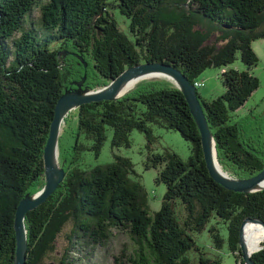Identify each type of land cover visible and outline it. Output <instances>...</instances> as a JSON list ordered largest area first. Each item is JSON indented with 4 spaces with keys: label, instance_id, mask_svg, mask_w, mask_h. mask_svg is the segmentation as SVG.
Here are the masks:
<instances>
[{
    "label": "trees",
    "instance_id": "1",
    "mask_svg": "<svg viewBox=\"0 0 264 264\" xmlns=\"http://www.w3.org/2000/svg\"><path fill=\"white\" fill-rule=\"evenodd\" d=\"M109 4L129 19L127 31ZM258 39H264V0H0V264L14 263L19 202L46 183L44 148L57 101L84 76L83 88L96 90L135 65H173L196 86L223 169L241 179L258 174L264 145L233 120L260 86L253 73ZM239 53L244 70L232 67ZM210 67L222 69L225 91L206 100L198 77ZM76 116L70 154L61 160L63 181L26 214V264L54 258L74 264L68 260L77 245L108 244L113 229L128 232L135 248L112 264H222L196 240L208 228L221 249V223L244 264L240 227L247 218L264 221V189L234 191L210 175L200 131L178 87L140 83L118 99L82 104ZM152 125L176 130L191 143L187 160L170 148L149 155L145 168L161 166L156 181L166 185L154 214L130 158L115 154L111 162L81 167L87 151L101 152L109 127L114 149L129 147L134 130L151 145L157 139ZM69 223L68 246L58 257L57 239ZM262 246L252 254L257 264H264Z\"/></svg>",
    "mask_w": 264,
    "mask_h": 264
},
{
    "label": "rangeland",
    "instance_id": "2",
    "mask_svg": "<svg viewBox=\"0 0 264 264\" xmlns=\"http://www.w3.org/2000/svg\"><path fill=\"white\" fill-rule=\"evenodd\" d=\"M108 6L110 13L118 21L121 28L124 31H127L129 19L122 15L117 7H113L112 4H109ZM252 46L259 57V62L257 66L254 67L253 73L260 79V86L252 93L245 104L233 113V120L241 122L242 125L246 127L248 134L254 138L257 144L264 145V39L255 40ZM232 67L239 70H244L246 68L240 58V53L238 54V58L233 63ZM162 74L164 76L158 75L159 77L154 76L152 78L142 79L131 89L127 90V92L120 91L117 94V97H122L135 89V87L140 83L148 81H162L177 87V82L173 76L169 77L165 73ZM198 82H200L198 92L206 100H211L225 91V87L222 82L221 68H207L198 77ZM76 115L77 108L69 112L66 116V118H68V122L66 121L62 124L63 126L61 127L60 132V136L62 135L61 146L59 142V165H61V160L64 158V155L69 156L70 154V146L74 142L73 136L78 123ZM152 127L154 135L157 139L151 145H149L144 133L134 130L131 134V145L129 147L122 146L114 149L111 147L113 129L109 127L106 131L107 138L101 152L97 155L94 150L87 151L84 155L85 159H82L81 167L90 169L98 164L111 162L114 160L115 154L130 158L134 163L138 179L145 186L149 194L150 212L154 214V212L161 207L163 196L166 192V185L162 182L157 183L156 181V178L162 168L161 166L156 168L151 167L149 169L145 168L149 155L152 152L159 153L163 152L166 148H170L178 153L184 160H187L191 154V143L183 138L180 132L176 130L167 129L157 125H152ZM84 141L86 140L84 139ZM90 143L92 144V141ZM215 221L216 219L212 220L213 223ZM71 227L72 225L69 223L65 230L58 236L56 243L57 250L55 253L58 257L64 255L66 246H68L67 236ZM219 227L225 238L221 249L215 248L208 228L203 230V232L196 234L198 244L209 256L213 258L221 257L222 264H242L241 258H237L236 254L233 253L229 247L227 239V226L221 223ZM77 248H79V250L77 249L78 251L75 250L71 252L70 259L68 260L70 263L112 264L117 257H122L124 253H132L135 248V243L129 233L125 230L113 229V235L108 244L98 245L93 248V245L89 246L83 243L77 245ZM51 262L58 264V261L55 260V258L52 260H45L44 264H50Z\"/></svg>",
    "mask_w": 264,
    "mask_h": 264
},
{
    "label": "water",
    "instance_id": "3",
    "mask_svg": "<svg viewBox=\"0 0 264 264\" xmlns=\"http://www.w3.org/2000/svg\"><path fill=\"white\" fill-rule=\"evenodd\" d=\"M149 72H160L173 76L177 82V87L184 93L191 113L201 134L202 148L210 175L218 183L234 191L252 193L264 189V187L261 186V183L264 180V167L258 174L245 179L235 177L224 169L222 172L216 170L213 161L214 148L217 155L215 139L209 127L203 105L197 93L196 86L191 83L186 75L178 68L169 63L163 62L142 63L127 68L108 85L96 90L83 88L82 85L86 80V76H84L81 81L74 82L77 86L76 89L66 88L63 95L57 101L55 107V116L51 123L49 136L44 148L46 180L44 187L33 195L27 194L21 199L16 208L14 227L17 244L16 255L13 264H26L28 239L25 218L27 212L35 209L45 202L47 198L59 187L60 183L65 177V169L61 165H56L55 155L57 149L59 148L61 127L62 124L66 122V116L70 111L80 107L82 104L93 101L117 99V94L125 82L139 78ZM248 222H257L264 226V221L259 218H247L243 221L240 227L239 244L244 264H257L253 260L252 254L263 248V246L261 245L259 249L254 252L248 251L244 241V227ZM50 264L55 263L51 262Z\"/></svg>",
    "mask_w": 264,
    "mask_h": 264
},
{
    "label": "bare ground",
    "instance_id": "4",
    "mask_svg": "<svg viewBox=\"0 0 264 264\" xmlns=\"http://www.w3.org/2000/svg\"><path fill=\"white\" fill-rule=\"evenodd\" d=\"M158 75L164 76L160 72H149V73H146L139 78L129 80V81L125 82V84L121 87L119 92L120 91L121 92H124V91L127 92V90L131 89L133 86H135L142 79L152 78L154 76L159 77ZM167 75L170 77L169 74H167ZM213 161H214V165H215L216 170H218L219 172H222L223 167L219 163V160H218L216 152H215V148L213 151ZM55 163H56V165L60 164L59 148L57 149V152L55 155ZM261 186L264 187V180L262 181ZM244 241H245V245H246L249 252H253V251L257 250L262 245V243L264 242V226L261 225L260 223H257V222H248L244 227Z\"/></svg>",
    "mask_w": 264,
    "mask_h": 264
}]
</instances>
